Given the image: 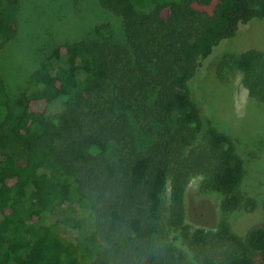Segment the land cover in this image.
Wrapping results in <instances>:
<instances>
[{
    "label": "trees",
    "instance_id": "trees-1",
    "mask_svg": "<svg viewBox=\"0 0 264 264\" xmlns=\"http://www.w3.org/2000/svg\"><path fill=\"white\" fill-rule=\"evenodd\" d=\"M98 2L121 32L110 20L59 44L22 95L0 69V264H264V198L244 190L245 150L205 126L192 91L215 47L264 21V0ZM23 11V0H0V59ZM218 67L224 79L242 73L264 106V52ZM14 105L22 155L2 131ZM196 178L247 225L191 224Z\"/></svg>",
    "mask_w": 264,
    "mask_h": 264
},
{
    "label": "rangeland",
    "instance_id": "rangeland-1",
    "mask_svg": "<svg viewBox=\"0 0 264 264\" xmlns=\"http://www.w3.org/2000/svg\"><path fill=\"white\" fill-rule=\"evenodd\" d=\"M24 11L20 32L2 52L0 69L13 96L26 90L30 74L39 68L45 56L56 46L92 37L95 25L113 21L118 32L124 26L122 19L114 18L102 9L98 0H23ZM248 50L264 52V21L254 19L243 23L237 34L223 40L214 48L192 86L193 97L203 108V119L238 140L245 150L247 176L244 190L260 202L264 198V106L250 99L243 83V74L231 76L226 71L224 79L219 63ZM21 107L14 105L3 134L9 151L23 154L22 146L15 136L16 117ZM6 149V150H7ZM200 179H194L189 187L188 221L195 226L214 228L221 217H228L236 226L242 222V212L226 216L220 208L218 194L202 193ZM239 224V225H238ZM246 228V227H244ZM67 237L74 240L76 233L67 229Z\"/></svg>",
    "mask_w": 264,
    "mask_h": 264
}]
</instances>
